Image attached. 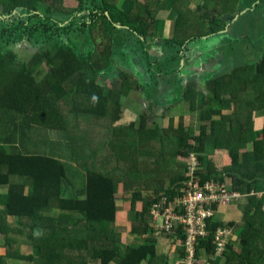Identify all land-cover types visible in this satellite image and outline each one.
<instances>
[{
  "label": "trees",
  "instance_id": "16d2710c",
  "mask_svg": "<svg viewBox=\"0 0 264 264\" xmlns=\"http://www.w3.org/2000/svg\"><path fill=\"white\" fill-rule=\"evenodd\" d=\"M115 1L0 0V128L5 129V139H11L10 143L0 141V235L4 240L0 264L15 255L25 256L24 264H152L155 243L147 238L151 204L160 193L168 195L186 179L180 168L187 170L192 152L206 166L200 171L202 180H230L242 194L254 191L239 198L248 199L240 211V223L222 221L217 214L210 219V231L199 241L198 256L207 253L210 264H220L223 257L230 259L229 264H264V194L257 198L260 190L253 187L264 182V0L243 1L246 11L238 22H246L252 14L261 22L259 28L254 27L257 52L250 54L248 64L226 62L230 69L223 73L227 75L223 80H229L219 87L234 82L231 96L208 99L209 106L196 122L197 132L182 118L170 119L164 128L147 127L142 118L136 126L107 128L102 145L89 148L91 138H85L80 124L90 125L91 116L116 117L115 103L98 83L113 61L107 51L127 42L140 43L139 38L146 36L142 12L125 13ZM236 13L212 22L209 33L229 30L226 23ZM234 26L230 31H235ZM95 33L108 41V49L103 47L107 51L97 58L94 53L101 44L95 42ZM234 36L225 43L216 41L215 48L233 54L234 49L244 50V46L237 48L240 42ZM162 41L165 49L166 44L170 48L176 44ZM18 45L32 50L21 58ZM174 60L171 53L167 62ZM76 95L88 102L82 118L72 111L70 101ZM251 95L260 107L244 105ZM257 113L263 118L261 126L255 121ZM53 129L65 130L70 144L76 145L77 140L82 144L71 154L75 159L71 161L84 172L81 188L65 184V160L53 155L54 140L47 137ZM13 142L20 147L15 148ZM119 200L127 209L118 205ZM216 206L218 210L227 207ZM119 219L130 221L128 234L147 240L123 243L114 230ZM219 226L233 232L224 253L213 259ZM24 242L31 247L27 255L20 249Z\"/></svg>",
  "mask_w": 264,
  "mask_h": 264
},
{
  "label": "crops",
  "instance_id": "0c3cea01",
  "mask_svg": "<svg viewBox=\"0 0 264 264\" xmlns=\"http://www.w3.org/2000/svg\"><path fill=\"white\" fill-rule=\"evenodd\" d=\"M243 1L245 0H116L115 6L125 13L142 12L141 19L146 36L139 38L140 43L127 42L122 48L112 46L107 51L103 50V47L106 46L105 48L108 49V41L104 40L101 34H94L95 42L101 44L94 53L95 58L104 51L110 53V58H113L111 65L98 79V83L102 86L103 93L115 103L116 117L109 119L91 116L90 125L80 124L86 135L85 138H91L88 143L89 148H98L103 142H95L100 131L107 135L105 132L107 128L111 131L114 127L123 128L132 123L136 126L142 118L146 119L147 127H153L154 124L163 128L167 127L173 116L179 117V120L185 119L186 123H184L188 127H194L192 123L197 126L196 122L200 118L202 109L209 106L208 99L212 101L215 98L225 99L231 96L229 93L234 87V82L224 84L227 88H220L223 86V81L229 80H223L227 76L225 75L227 70L230 69V67L227 68L226 62L240 65L247 61L251 54L244 56L248 43L246 45L239 43L237 48L244 46L245 49L241 51L234 49L236 54H233L231 50L220 51L215 48V42L225 43L226 39L216 37L218 34L209 33L208 29L212 22L219 23L227 15L233 16L231 12L237 13L232 21L226 23L229 31L234 23H238L234 26L235 31L238 28L244 29L248 23L252 22V19L249 22L248 20L238 22L241 12L245 10ZM253 6L255 4L251 7ZM253 16L258 19L256 14ZM255 26L259 28V24ZM235 31H230V36L235 37ZM162 40H172L176 44L173 48L166 44L165 49ZM91 45L94 46V42L91 41ZM142 49L145 50L144 53L139 52ZM171 53L174 54L175 60L168 63L167 58ZM224 54L228 55L226 62H223ZM22 55L21 58L26 57L25 54ZM148 63H152V67ZM123 76L124 79H122ZM124 82H127L128 86H125ZM220 82L222 83L219 87ZM120 93L122 94L119 96ZM70 103L76 118H82L88 102L76 95V100H71ZM262 119L255 117L257 126H261ZM64 136L67 138L68 134L65 133ZM13 144L15 148L20 147L16 142ZM79 145L82 144L76 141V148ZM29 149L32 151L33 147L30 145ZM53 152L56 158L62 159V152L59 149ZM0 189H2L1 186ZM257 189L264 190V182L257 183ZM243 200L246 201L244 198ZM122 203L123 200L118 201V205ZM122 207L127 209L124 204ZM139 209L136 207V210ZM225 213V218H220V214L216 218L222 221L236 220L239 223L242 220L240 210L233 208ZM119 226H125L129 230L130 221L127 220ZM129 237L135 238L127 233L125 237L120 234V239L126 245L145 241L140 239L135 240L134 243L129 240ZM148 240L155 243V257L152 264H160L165 260L167 264H175L181 259L182 246L176 234L156 239L148 237ZM20 249L26 250L22 252L25 254L31 252V247L28 248L25 242L20 244ZM212 258L215 259V256ZM200 259L201 264H210L207 253L202 252ZM229 262L230 259L228 260L227 257L220 260V264H229Z\"/></svg>",
  "mask_w": 264,
  "mask_h": 264
},
{
  "label": "built area",
  "instance_id": "2783aa9c",
  "mask_svg": "<svg viewBox=\"0 0 264 264\" xmlns=\"http://www.w3.org/2000/svg\"><path fill=\"white\" fill-rule=\"evenodd\" d=\"M188 176L179 187L167 193H160L150 207V232L148 237H158L176 234L182 246V257L175 264H201L198 256L200 239L208 236L210 219L216 216V204H230L233 200L250 195L252 192L241 193L231 187V181L207 179L202 180V166L197 155L192 152L186 162ZM231 187V188H229ZM233 229L219 226L215 234V253L220 256L227 248L226 245Z\"/></svg>",
  "mask_w": 264,
  "mask_h": 264
},
{
  "label": "rangeland",
  "instance_id": "374dc122",
  "mask_svg": "<svg viewBox=\"0 0 264 264\" xmlns=\"http://www.w3.org/2000/svg\"><path fill=\"white\" fill-rule=\"evenodd\" d=\"M252 16H253V14L248 17V22L252 19V22L251 23H248V25L245 26L244 29L238 28L235 31V34L238 35L237 38H239V40H240V41L238 40V42H240L241 45H246L248 43V45H247V51H246V53H245L244 56H246V54H250V53L253 54L254 52H257L256 47L258 48V43H257L256 35L254 33V27L257 24L260 25L261 22H260L259 19L255 18L254 16L252 18ZM216 37H220L222 39L228 40V39H230V31L229 30L223 31L220 34H218ZM260 37L262 38V36H260ZM231 42L232 41H230L228 43H231ZM20 47L21 46L19 45L18 49L20 51L19 52L20 53V57H23L22 54H25V56H26L27 55L26 53L27 52L30 53L31 50H32V48H30V47L28 48V50L27 49H24V48L20 49ZM114 48H116V46ZM227 59H228V55L227 54H224L223 55V62H226ZM248 60L249 59H247V61H245L243 63H240V64H248ZM124 85L125 86H128L127 82H124ZM251 91H252L251 89L248 90L249 93H251ZM251 94H253V93H251ZM244 105H247L249 107H256L257 108V107H260V102L254 97V95H251L246 100V102L244 103ZM0 115L3 116V113L0 114ZM256 116L259 118V113H257ZM171 120H174V121L175 120H179V117L173 116L171 118ZM182 121L185 122V119H183ZM187 125H188V123H187ZM192 125H194V128L195 129L198 128V127H196V125L194 123H192ZM197 131H198V129L196 130V132ZM28 133L31 134L30 131H28ZM65 133H66L65 130H59V131L58 130H49L47 137H49L51 140H54V145L52 147L54 149H56V150L59 149L62 152V156L61 155L60 156L62 157L63 160H65L64 162H65V165H66L65 166L66 167L65 184L68 185L69 183H71L72 186H74L75 188H81V187L84 186V172H83V170L80 167L76 166L72 162V161H75V159L72 157L71 154H72V150H75L76 151V145L69 143V140L64 136ZM99 133H100L99 134V137L96 138V141L95 142L105 141L106 138H107V135H104L101 131ZM5 136H6L5 129H1L0 128V141L1 140H6V142L10 143V140L11 139H5ZM38 138H39V136H38ZM38 138H37V140H38ZM30 141L32 142V145H35V142H34L35 140H31L30 139ZM77 142H78V140H77ZM101 145H102V143H101ZM6 147H8V145H6ZM49 147H51V146H49ZM10 151H13V149L10 148ZM222 156L223 155H221V157ZM202 167L205 168L206 166L203 165ZM181 172H183L184 175L188 176V169L185 171V170L182 169V166L180 168V173ZM231 187H232V185H231ZM231 187H229V188H231ZM253 187L255 188V190H257V184H254ZM4 189L5 188H3V190ZM250 192H252V194H253L254 191L252 190ZM246 193H248V192H246ZM252 194H250V195H252ZM263 194H264V190H260L258 192V195H256V196H257V198H261L263 196ZM129 195L130 194H128V196ZM244 199L246 201L248 200L247 197H244ZM246 201H244L243 199L237 198V199L233 200L230 204H224V205H227V207H224L222 209H219L218 212H217V215L220 214V216H221L220 218H225L226 217L225 209H226V212H227V211H229V210H231L233 208H235V209L240 210V211L243 212L245 210V208H246V204H245ZM134 211H132L131 215L134 213ZM54 213H55V210H54ZM119 220L120 221H118L114 225V227H115L114 230H115V232H118L120 234H123L124 237H125L126 233L128 234V229L125 226H119V224L120 225H123L126 222V220L125 221H123L124 219H119ZM12 223H14L13 226H17V228L20 229V227H21L20 225H18V224L16 225L15 222H12ZM11 235L14 238H21L17 233H12ZM128 235H130V234H128ZM129 238H130L129 240L131 242H134L135 240L138 241L140 239L142 241L144 240V239L139 238V237H135V238L129 237ZM145 240H147V239L145 238ZM0 242L3 245L4 240H3V237L1 235H0ZM29 247H30V245H28V248ZM25 251L26 250H24V249L21 250V252H25ZM24 255H27V254H24ZM23 260H25V256L20 257L19 255H15L13 258H10L9 260H7V262L5 264H24L25 262ZM33 262L34 261H30L29 264H33ZM201 263H202V261H201Z\"/></svg>",
  "mask_w": 264,
  "mask_h": 264
},
{
  "label": "water",
  "instance_id": "95a60500",
  "mask_svg": "<svg viewBox=\"0 0 264 264\" xmlns=\"http://www.w3.org/2000/svg\"><path fill=\"white\" fill-rule=\"evenodd\" d=\"M245 11H246V10H244L243 12H241V14H244V13H245ZM17 47H19V45H18ZM160 54H162V53L160 52Z\"/></svg>",
  "mask_w": 264,
  "mask_h": 264
}]
</instances>
